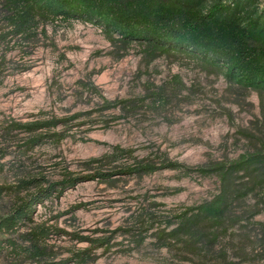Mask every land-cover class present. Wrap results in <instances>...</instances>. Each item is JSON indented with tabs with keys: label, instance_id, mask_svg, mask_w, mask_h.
<instances>
[{
	"label": "rangeland",
	"instance_id": "374dc122",
	"mask_svg": "<svg viewBox=\"0 0 264 264\" xmlns=\"http://www.w3.org/2000/svg\"><path fill=\"white\" fill-rule=\"evenodd\" d=\"M250 2L252 17H264V0ZM4 16L0 9V27ZM144 48L112 42L81 19L1 46L0 185L113 172L38 205L34 222L50 227L56 264H264V162L232 170L251 154L264 157V83ZM53 119L65 121L8 130ZM137 163L162 167L120 173ZM217 195L220 216L198 211ZM11 200L0 198V216ZM0 241V264H17L8 237Z\"/></svg>",
	"mask_w": 264,
	"mask_h": 264
},
{
	"label": "trees",
	"instance_id": "16d2710c",
	"mask_svg": "<svg viewBox=\"0 0 264 264\" xmlns=\"http://www.w3.org/2000/svg\"><path fill=\"white\" fill-rule=\"evenodd\" d=\"M0 9L5 15L0 27V47L16 40L36 39L40 27L49 22L81 19L101 26L112 42L139 43L151 56L181 52L207 65L222 66L230 80L247 86L264 83V17H252L254 10L250 0H0ZM61 121L65 120L10 124L8 130L24 128L36 132ZM39 141L40 136H35L29 144ZM260 162H264L262 154H251L235 163L232 170L246 169ZM161 167L154 163H137L120 173L147 174ZM167 167H176V164ZM112 175L113 172L85 176L65 174L57 182L30 176L15 184L0 185V198L5 194L12 196L7 212L0 216V235L8 237L17 264L25 259L37 264H56L46 241L50 227L34 222L40 203L82 181L109 179ZM198 211L220 216L224 200L220 195L214 196L199 206ZM103 244L104 240L97 245Z\"/></svg>",
	"mask_w": 264,
	"mask_h": 264
}]
</instances>
